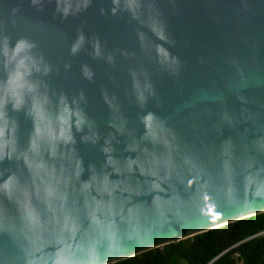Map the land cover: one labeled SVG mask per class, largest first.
Masks as SVG:
<instances>
[{"label":"water","instance_id":"water-1","mask_svg":"<svg viewBox=\"0 0 264 264\" xmlns=\"http://www.w3.org/2000/svg\"><path fill=\"white\" fill-rule=\"evenodd\" d=\"M263 213L264 0H0V264Z\"/></svg>","mask_w":264,"mask_h":264},{"label":"trees","instance_id":"trees-1","mask_svg":"<svg viewBox=\"0 0 264 264\" xmlns=\"http://www.w3.org/2000/svg\"><path fill=\"white\" fill-rule=\"evenodd\" d=\"M264 264V213L117 264Z\"/></svg>","mask_w":264,"mask_h":264},{"label":"built area","instance_id":"built-area-1","mask_svg":"<svg viewBox=\"0 0 264 264\" xmlns=\"http://www.w3.org/2000/svg\"><path fill=\"white\" fill-rule=\"evenodd\" d=\"M234 264H242V263H240V262H235Z\"/></svg>","mask_w":264,"mask_h":264}]
</instances>
